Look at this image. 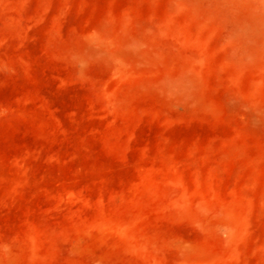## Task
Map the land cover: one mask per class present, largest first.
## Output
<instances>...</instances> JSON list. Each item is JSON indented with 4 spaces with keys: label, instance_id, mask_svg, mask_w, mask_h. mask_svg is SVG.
<instances>
[{
    "label": "rangeland",
    "instance_id": "rangeland-1",
    "mask_svg": "<svg viewBox=\"0 0 264 264\" xmlns=\"http://www.w3.org/2000/svg\"><path fill=\"white\" fill-rule=\"evenodd\" d=\"M0 264H264V0H0Z\"/></svg>",
    "mask_w": 264,
    "mask_h": 264
}]
</instances>
